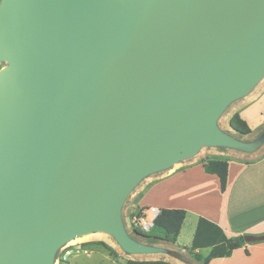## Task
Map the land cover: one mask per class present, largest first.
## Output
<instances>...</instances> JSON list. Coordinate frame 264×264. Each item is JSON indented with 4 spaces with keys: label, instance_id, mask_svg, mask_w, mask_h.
<instances>
[{
    "label": "water",
    "instance_id": "obj_1",
    "mask_svg": "<svg viewBox=\"0 0 264 264\" xmlns=\"http://www.w3.org/2000/svg\"><path fill=\"white\" fill-rule=\"evenodd\" d=\"M0 62V264H54L95 231L162 252L125 232L128 193L264 141L216 126L264 77V0H1Z\"/></svg>",
    "mask_w": 264,
    "mask_h": 264
},
{
    "label": "crops",
    "instance_id": "obj_2",
    "mask_svg": "<svg viewBox=\"0 0 264 264\" xmlns=\"http://www.w3.org/2000/svg\"><path fill=\"white\" fill-rule=\"evenodd\" d=\"M262 99H264V77L250 93L230 104L234 105V109L226 120L225 125L228 128L225 130L226 133L237 135L229 128V119L234 113H238L248 125L251 119L257 124L262 120L264 122V115L253 109V105ZM250 137H254L252 133L247 136L240 135L238 140L245 143L253 142L254 138ZM206 158L228 161L227 183L223 192L220 190L218 178L205 173L202 160ZM134 190L130 203V221L137 214L149 215L152 209L186 212L176 243L157 241L152 245L146 238L136 235V238L132 239L138 243L161 246L172 252L180 250V254L187 252V256L192 258L194 254L206 256L210 249L193 252L185 250L191 245L196 223L200 217L218 225L228 238L246 235L262 236L264 235V141L259 149L253 152L204 148L191 159L145 177ZM186 225L189 231L185 241L181 242ZM182 258H170L164 261L170 264H183L180 260ZM209 264H264V241L245 242L243 247L233 251L230 257L214 259Z\"/></svg>",
    "mask_w": 264,
    "mask_h": 264
},
{
    "label": "trees",
    "instance_id": "obj_3",
    "mask_svg": "<svg viewBox=\"0 0 264 264\" xmlns=\"http://www.w3.org/2000/svg\"><path fill=\"white\" fill-rule=\"evenodd\" d=\"M229 126L232 130L242 136L252 133L247 122L240 117L238 113H234L229 119ZM264 136V132H263ZM202 166L205 173L215 175L220 183V190L223 192L227 183L228 161L218 158H206L202 160ZM140 215V214H139ZM186 212L183 210L161 209L154 219L152 229L148 233H139L149 242L157 241L176 243L180 233ZM245 244L243 237L228 238L223 230L215 223L200 217L196 223L195 232L191 245L185 248L186 251L193 252L199 249H210L206 256L194 254L197 264H209L212 260L218 258L230 257L233 251L243 247ZM175 257L182 258L178 253H174ZM125 264H170L165 261H133L127 260Z\"/></svg>",
    "mask_w": 264,
    "mask_h": 264
},
{
    "label": "rangeland",
    "instance_id": "obj_4",
    "mask_svg": "<svg viewBox=\"0 0 264 264\" xmlns=\"http://www.w3.org/2000/svg\"><path fill=\"white\" fill-rule=\"evenodd\" d=\"M6 65L7 64L5 62H0V69L5 67ZM262 101L260 100L257 103H255L253 105V109L257 113H261V115H264L263 114L264 99H262ZM233 106H234L233 104L230 106H227V108L224 109V111L220 114V116L216 120L217 128H219L223 132H226L225 130H227L226 129L227 125H225V123L230 113H232L234 109ZM249 126L254 136L250 138H254L253 139L254 141L258 140V138L263 136V132H264L263 120L257 124L256 121H252L251 119L249 120ZM233 137L240 139V134L238 136L233 135ZM204 148H214L219 151L228 149L225 147H216V146L203 147L202 149ZM134 189H132L128 193L120 209L121 222L123 224L125 232L131 238H136V235L138 234V231L134 229L135 226L132 223V220L131 221L129 220L130 203H131L132 195L135 193ZM136 217H139V214H137ZM154 231L155 229H152V232ZM188 231H189V227L186 225L182 233L181 239H180L181 242L185 241ZM149 243L153 245L152 242H149ZM63 247H71V249L74 250V253L70 255L66 260L60 261V262H58L56 259L58 255L57 254L55 257L54 264H114V263L125 264L127 260L164 261L165 259L177 258L175 257L174 253L180 254V250L179 252H172V251H168L166 248H163L161 246H156V247H160L161 249H163L162 252L154 253V254H147V255H131V254L126 253L120 247L116 239L111 234L104 232V231H95V232H91L90 234L85 235L84 237H76V239L74 238V241L72 242L68 241L67 243L64 244ZM187 254H188L187 252H182L180 254L183 257L182 259H180L181 262L183 264H197L194 258H192L191 256L190 257L187 256Z\"/></svg>",
    "mask_w": 264,
    "mask_h": 264
},
{
    "label": "built area",
    "instance_id": "obj_5",
    "mask_svg": "<svg viewBox=\"0 0 264 264\" xmlns=\"http://www.w3.org/2000/svg\"><path fill=\"white\" fill-rule=\"evenodd\" d=\"M159 211L156 209H152L149 211L148 214H142L139 215V217H134L132 219V223L134 224V229L137 230L139 233H148L152 227L153 222L156 216L158 215ZM74 253V250L71 249V247H62L58 251V255L56 257L57 261H64L66 260L70 255Z\"/></svg>",
    "mask_w": 264,
    "mask_h": 264
},
{
    "label": "bare ground",
    "instance_id": "obj_6",
    "mask_svg": "<svg viewBox=\"0 0 264 264\" xmlns=\"http://www.w3.org/2000/svg\"><path fill=\"white\" fill-rule=\"evenodd\" d=\"M226 129H228V128L226 127ZM87 234H90V233H86V234L80 235V236H78V237H84V236L87 235ZM75 239H76V237H75ZM70 241H71V242L74 241V238H73L72 240H70Z\"/></svg>",
    "mask_w": 264,
    "mask_h": 264
}]
</instances>
